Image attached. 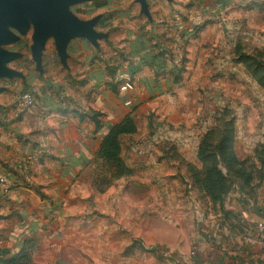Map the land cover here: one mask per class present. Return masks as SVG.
Segmentation results:
<instances>
[{"label":"crops","instance_id":"crops-1","mask_svg":"<svg viewBox=\"0 0 264 264\" xmlns=\"http://www.w3.org/2000/svg\"><path fill=\"white\" fill-rule=\"evenodd\" d=\"M164 1L176 8L169 22L157 24L148 10L147 33L123 41L121 50L105 54L103 47L112 46V35L97 31V24L103 22L101 17L95 30L105 33L106 37L97 40L96 45L84 38L71 39L66 46V66L60 64L65 76L61 84L47 89L36 113L22 112L13 102L15 90L0 84L3 89L0 92V172L17 178L10 192L0 194V250L12 254L24 239H32L33 264L39 247L35 242L38 236L48 242L59 241L60 217L84 211L98 194L104 171L97 157L101 140L125 115H131L136 132L120 136V157L131 169L138 164H158L156 161L164 158L151 145L156 140L171 141L174 136L162 130L164 125L156 124L158 121L189 126L197 119L199 102L205 103L214 97L212 90L218 89L219 96L230 95L226 79L230 66L237 67L242 74V78H237L232 73L239 87L241 82L247 84L255 91L252 97L258 104L264 103V89L239 60L243 55L264 54V42L260 38L264 22L253 18L259 15L256 3H263L258 7L261 10L264 0H220L224 6L222 13L215 9V2L219 0H184L187 2L182 5L179 0ZM147 6H150L149 0ZM105 24L104 21L99 25ZM196 27L198 31L189 34ZM253 43L261 46L252 52L245 51L244 47ZM51 44L55 51L52 39ZM221 59L227 61L221 64ZM125 81L133 89L121 92L119 86ZM232 88L247 116L249 110L242 88ZM202 90H206L203 96L199 92ZM216 107L232 113L222 101ZM207 113L213 120L218 116V112ZM250 115L254 121V113ZM206 131L203 128L201 133L197 132L201 138L195 158ZM234 152L236 155L235 145ZM35 155L38 158L33 159L26 175H18L19 162ZM242 160L252 163L256 172L262 169L264 174V147L256 145L249 156L239 161ZM250 185L255 186L253 193L237 194V199L244 204L239 211L244 226L247 221L253 223L264 217V194L259 192L264 188V176ZM223 230L224 238L211 229L206 230L199 243L206 246L208 253L193 257L189 251L191 264H261L264 261V254L242 244L240 239H233L228 228Z\"/></svg>","mask_w":264,"mask_h":264},{"label":"rangeland","instance_id":"rangeland-1","mask_svg":"<svg viewBox=\"0 0 264 264\" xmlns=\"http://www.w3.org/2000/svg\"><path fill=\"white\" fill-rule=\"evenodd\" d=\"M178 2L182 5L187 1ZM261 4L263 3H256L259 15H253V18L264 22V5L261 10L258 9ZM149 5L148 10L152 11L157 24L166 25L176 10L164 0H149ZM215 9L218 8L215 6ZM69 11L79 20H88L97 15L101 16L102 21L106 19L105 25L96 26L97 31L112 35V46L103 47L107 51L106 55L111 51L121 50L119 48L123 46V41L134 36L137 38V35L143 37L147 33L148 22L140 13L135 0H91L72 5ZM262 30L260 38L264 42V25ZM254 43L246 45L245 51L252 52L261 46H255ZM30 45L31 30L19 36L15 43L2 47L6 51L20 54L18 59L7 66L22 76L11 80L0 79L1 85L15 90L14 104L24 93H31L39 104L47 89L61 84L62 77L65 76L51 39L47 40L42 53L41 73L36 70L31 58ZM221 60V64L227 61ZM232 73L237 78H242L237 67H229L226 79L230 95L219 96L218 89L212 90L214 97L205 103L199 102V111L195 112L197 119L189 126L171 125L162 119L156 123L162 122L164 127L161 129L174 136L171 141L156 140L151 145L164 155V158L159 159L161 161H156L158 164H138L131 169L127 167V176L110 184L97 186L98 194L94 195L92 203H87L84 211L60 217L58 242H48L41 236L35 237L39 247L33 264H191V249L193 257L197 254L204 256L207 252L206 246L199 243L206 230L211 229L224 238L222 232L225 228L231 231L229 234L233 239H240L242 244L264 253V249L257 243L263 239L255 237L253 233L259 223H264V217L253 223L245 221V226L240 222L243 217L241 218L239 211L244 204L237 199L238 195L242 192L253 193L254 185H241L232 175L228 178L222 199L213 201L194 184L200 167L197 157L195 158L196 145L201 138L200 131L203 128L206 131L212 126L213 118L210 119L212 115L207 111L219 112L216 107L218 102L227 103L232 110L229 117L232 115L235 120L234 145L239 160L249 156L253 147L264 142V103L258 104V100L252 97L255 91L241 82V93L249 110L245 116L240 101L233 95L235 88L232 86L237 89L240 87ZM199 92L203 96L202 93L206 90ZM250 112L254 113V121ZM258 179L259 176L252 184L258 182ZM259 192L264 194V188Z\"/></svg>","mask_w":264,"mask_h":264},{"label":"trees","instance_id":"trees-1","mask_svg":"<svg viewBox=\"0 0 264 264\" xmlns=\"http://www.w3.org/2000/svg\"><path fill=\"white\" fill-rule=\"evenodd\" d=\"M218 4L224 8L222 1L215 2V5ZM197 31L198 28L196 27L189 34L193 32L195 34ZM239 60L243 61L250 75L264 89V54L243 55ZM229 114L230 112L226 110L217 113L218 116H215L212 126L204 134L197 152L200 169H197L194 184L213 201L222 199L228 178L232 175L244 185H249L258 176V181H260L264 176L261 172L262 169L256 172L252 163L245 160L239 161L236 157L234 152V119L231 115L229 117ZM93 115L95 114L93 113ZM135 132V123L130 114L125 115L118 124L108 129L101 140L97 153L104 170V176L99 179L100 186L110 184L114 180L129 174V170L120 157V136ZM212 143H214L213 146H211ZM259 146L264 147V143L259 144ZM262 164L264 165V162ZM33 248V240L24 239L19 249L12 254L8 250H0V264H31ZM193 249L195 250L194 247ZM261 264H264V261Z\"/></svg>","mask_w":264,"mask_h":264},{"label":"water","instance_id":"water-1","mask_svg":"<svg viewBox=\"0 0 264 264\" xmlns=\"http://www.w3.org/2000/svg\"><path fill=\"white\" fill-rule=\"evenodd\" d=\"M91 0H0V79H13L22 76L7 65L20 57L19 53L9 52L2 47L18 41L19 36L31 30L30 53L35 68L41 73V56L48 39L53 45L60 64L66 66V46L74 38H84L93 45L106 37L97 32V15L88 20H79L69 7ZM170 1V0H166ZM139 11L150 18L147 0H135ZM3 89L0 88V92Z\"/></svg>","mask_w":264,"mask_h":264},{"label":"built area","instance_id":"built-area-1","mask_svg":"<svg viewBox=\"0 0 264 264\" xmlns=\"http://www.w3.org/2000/svg\"><path fill=\"white\" fill-rule=\"evenodd\" d=\"M216 7L218 8L217 9L218 12L222 13L223 8L221 7V5L218 4V5H216ZM132 89H133V86L129 81H125L124 83H122L119 86V91H121V92L129 91ZM17 104H18L19 109L22 112L27 113V114H33V113H36L37 111H39L38 110V108H39L38 104L36 103L35 98L31 93L21 94L18 97ZM35 158L37 159L38 156H36V155L35 156H27V157L23 158L19 162V164L16 168L17 174L21 175V176H25L31 162ZM16 180H17V178L14 177L13 174H10L8 172H0V194L5 195L8 192H10L15 187V181ZM253 233H255V235H254L255 237H260L259 239H263L262 242L258 241L257 243H259L258 245L264 249V223H259L255 227ZM249 236H250V234L247 235V237H249ZM245 241H247V239ZM249 241H250V239H249ZM253 243H255V242L253 241Z\"/></svg>","mask_w":264,"mask_h":264}]
</instances>
